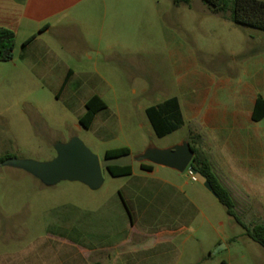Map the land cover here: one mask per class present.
I'll list each match as a JSON object with an SVG mask.
<instances>
[{
    "label": "crops",
    "instance_id": "0c3cea01",
    "mask_svg": "<svg viewBox=\"0 0 264 264\" xmlns=\"http://www.w3.org/2000/svg\"><path fill=\"white\" fill-rule=\"evenodd\" d=\"M175 1L0 0V28L16 36L14 58L7 62L15 65L18 60L39 79L64 87L87 76L76 71L75 64L91 63L95 76L90 85H111L99 68L128 65L136 56L160 51L162 38L168 39L177 89L167 99L180 102L189 129L186 139L191 130H198L201 155L229 191L237 213L240 201L242 215L253 226L264 224V117L254 118L258 98L264 99L262 35L197 1L208 16L205 32L223 34L231 29L248 38L246 45L239 42L230 51L228 65H212L210 57L200 65L194 48L175 42L176 30L165 23L166 19L176 23L178 10L191 9L194 0ZM94 95L104 101L95 92L83 98L80 120ZM107 109L96 115L91 127ZM117 148H128L132 154L129 146L111 149ZM138 164L132 165V174L113 177L119 180L115 190L100 193L90 207L73 204L57 212L34 248L49 257L35 263L193 264L202 251L211 258L221 243L231 248L234 238L220 234L208 238L216 230L215 207L203 203L209 196L218 199L193 181L189 170L180 173L156 165L145 170Z\"/></svg>",
    "mask_w": 264,
    "mask_h": 264
},
{
    "label": "rangeland",
    "instance_id": "374dc122",
    "mask_svg": "<svg viewBox=\"0 0 264 264\" xmlns=\"http://www.w3.org/2000/svg\"><path fill=\"white\" fill-rule=\"evenodd\" d=\"M197 1L201 0H194L191 9L178 10L176 23L168 19L165 23L176 30L175 42L194 48L200 65L207 63L209 57L212 65L214 62L228 65L230 51L236 50L239 42L245 44L248 38L243 32L235 33L231 29L223 34L205 32L203 25L208 16ZM257 33L262 35L264 45V32ZM167 41L163 37L160 51L136 56L128 65H116L109 70L99 68L111 85H90L88 81H94L95 76L91 63L81 67L75 64V70L87 76L64 87L39 79L18 60L15 65L0 62L1 154L19 160L48 162L57 155V143L78 138L103 160L108 149L124 145L137 155L149 146L164 149L181 143L188 137L187 126L159 138L145 111L175 95L177 89ZM93 92L103 96L108 109L87 129L80 121L85 109L81 100ZM138 165L133 163L134 167ZM103 176L104 184L99 190L71 181L48 186L22 168L0 166V264H24L27 260L29 264H37V259L45 258L47 253H38L34 248L43 241L57 212L73 204L88 208L100 193L113 191L118 186L119 180L106 170ZM209 197L203 206L215 207L216 230L208 238L220 234L234 238L235 243L229 250L221 243L212 251L211 258L202 251L193 264H223V261L225 264H264V247L246 235L245 229L227 214L218 200ZM237 206L242 221L252 227L251 220L242 215L240 201Z\"/></svg>",
    "mask_w": 264,
    "mask_h": 264
},
{
    "label": "trees",
    "instance_id": "16d2710c",
    "mask_svg": "<svg viewBox=\"0 0 264 264\" xmlns=\"http://www.w3.org/2000/svg\"><path fill=\"white\" fill-rule=\"evenodd\" d=\"M213 13H228L230 20L243 27H248L264 32V0H202ZM177 4H190L191 0H176ZM16 45L15 33L11 30L0 28V62H7L14 58ZM107 108V104L98 95H94L86 103V113L81 118V124L89 129L96 115ZM146 115L155 134L159 138L169 136L185 126V118L178 98L173 97L162 103L146 109ZM264 117V99L260 96L255 107L254 118L259 120ZM195 157L190 164L192 169L201 173L212 185L217 194L218 201L226 208L227 214L235 219L246 231V235L254 242L264 247V224L249 227L242 221L236 211V204L229 191L221 184L212 165L207 158H203L200 151L202 135L198 130H191L188 138ZM130 153L128 148H117L106 151L105 158ZM9 156H4L0 151V163ZM145 170H152L154 165L142 163ZM112 177H121L132 174V166H111L107 171Z\"/></svg>",
    "mask_w": 264,
    "mask_h": 264
},
{
    "label": "water",
    "instance_id": "95a60500",
    "mask_svg": "<svg viewBox=\"0 0 264 264\" xmlns=\"http://www.w3.org/2000/svg\"><path fill=\"white\" fill-rule=\"evenodd\" d=\"M55 149L56 157L48 162L19 160L10 157L0 163V166L22 168L48 186L56 185L62 181H71L80 182L91 190H98L104 184L103 170L108 171L111 166L128 167L135 162L149 163L180 173L189 170L195 175L198 182L217 197L211 183L201 173L190 167L195 152L188 139L169 148L159 149L149 146L144 152L137 155L127 153L103 160L78 138H72L66 143H57Z\"/></svg>",
    "mask_w": 264,
    "mask_h": 264
},
{
    "label": "built area",
    "instance_id": "2783aa9c",
    "mask_svg": "<svg viewBox=\"0 0 264 264\" xmlns=\"http://www.w3.org/2000/svg\"><path fill=\"white\" fill-rule=\"evenodd\" d=\"M189 174H190L193 181H197V178L195 177V175L191 171H189Z\"/></svg>",
    "mask_w": 264,
    "mask_h": 264
}]
</instances>
